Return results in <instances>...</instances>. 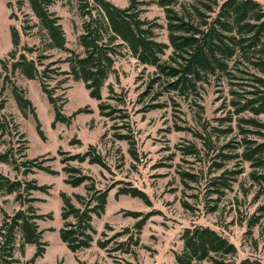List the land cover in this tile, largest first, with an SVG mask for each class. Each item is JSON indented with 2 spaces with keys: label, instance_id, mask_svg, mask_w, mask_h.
Listing matches in <instances>:
<instances>
[{
  "label": "trees",
  "instance_id": "obj_1",
  "mask_svg": "<svg viewBox=\"0 0 264 264\" xmlns=\"http://www.w3.org/2000/svg\"><path fill=\"white\" fill-rule=\"evenodd\" d=\"M181 1H152L164 13L168 40L166 44L156 40L155 31L161 26L142 17L141 7L146 5L142 1L129 0L126 7L120 8L109 0H76L82 20L81 32L77 36L81 52H76L67 48L60 17L50 10L53 0H27L36 22L31 24L24 20L21 32L13 26L10 27L12 49L6 58L0 59V146L5 145V138L9 137L6 149L0 153V163L10 166L14 173L23 177L34 171L51 176L58 174L50 165H44V156L31 160L26 158L25 136L19 132L12 115L3 112L6 104L3 95L9 91L21 116L32 117L37 135L44 140L35 109L25 96L24 90L16 84V75L39 82L41 92L52 107V128L57 123L68 126L72 118L86 112V109H78L71 116H65L55 96V91L69 78L81 82L89 98L98 102L100 116L111 121L124 122L122 125L112 126V136L116 140L127 142L128 153L136 160L129 115L126 109L120 108L125 104L124 98L112 86H108L106 101L101 97V90L113 71L115 59L123 57L122 51H125L140 65L155 69L154 77L147 83V90L143 95H153V101L160 95L153 92L157 86H163L165 92H174L185 99L199 96L204 84L214 82L215 87L221 88L223 81L226 83L229 100L224 104L230 110L223 121L231 124L235 117L239 135L242 137L235 142V146L227 143L222 149L225 153L215 156L219 161H213L211 166L214 171L221 173L209 182L212 188L209 193L215 194L217 201L231 189L236 176L243 173V168L227 170L224 164L235 161L238 166H242V163L249 164L251 171L248 177L257 188L256 196L264 197V122L258 120L260 115H264V10L255 0H191L190 3L181 4L180 10H176L175 7ZM18 6H21V2H18ZM35 28L41 31L38 44H22L21 36L30 37ZM169 48L170 55L167 60H162ZM52 51L64 52L66 57L63 60L53 59ZM62 64L67 65V71L61 70ZM56 78L61 79L51 88L50 82ZM159 107L161 105L150 103L146 105L145 111ZM245 114L249 117L242 116ZM124 128L127 133H117V130ZM216 132L229 134L232 127L216 129ZM248 134L255 137L250 139ZM196 136L201 139L202 146L210 148V136ZM73 142L72 145L79 144L78 140ZM188 150L189 155L199 154L196 146ZM57 156L62 166L61 171L65 175L64 183L71 188L83 185L85 190L84 196L73 195L79 206L65 193L59 194L62 203L59 238L71 253H77L91 248L97 234L92 225L93 217L100 218L105 213L108 193L114 187L98 189L94 179L84 174L78 166L87 162L108 170L104 158L95 146L90 145L84 153L74 155L59 149ZM50 160L54 161L56 157ZM180 177L185 185L186 182H197V175L193 173L181 172ZM49 189L50 186L37 185L34 179L12 180L0 173V195H14V202L19 206L12 214L1 211L0 264H19L14 252L23 254L27 245L35 247L29 263L43 256L44 247L47 245L42 241L43 231L39 230L37 221L50 219L51 215L37 214V209L32 204L37 200L33 197L34 192L48 194ZM119 195L138 198L148 203L146 195L134 187L118 188L115 197ZM184 207L190 208L185 203ZM208 210L210 213L215 212L217 206ZM257 212L262 216L264 206L259 207ZM125 215L137 220L131 228L126 227L110 237L102 232L101 238L96 241V246L114 260L117 259L116 254H136L142 228L149 218V215L142 217L141 213L130 211H126ZM259 219L258 216L250 221L249 227L260 224ZM106 230L113 231L109 226H106ZM180 240L182 249L174 255L175 264H232L230 259L237 252L231 242L209 227L186 228ZM238 264L263 263L244 259Z\"/></svg>",
  "mask_w": 264,
  "mask_h": 264
},
{
  "label": "rangeland",
  "instance_id": "obj_2",
  "mask_svg": "<svg viewBox=\"0 0 264 264\" xmlns=\"http://www.w3.org/2000/svg\"><path fill=\"white\" fill-rule=\"evenodd\" d=\"M117 7H126L129 0H109ZM146 5L142 6V17L161 26L155 31L156 40L168 44L166 20L163 10L156 6L153 0H139ZM222 0H218L221 2ZM264 10V0H255ZM21 2V6H18ZM191 0H182L175 8L180 10L181 4L190 3ZM60 17V24L66 37V46L76 52H81L77 43V36L81 32L82 20L79 17L76 0H53L50 8ZM10 16L12 17L10 19ZM31 24L36 20L31 13L27 0H0V59L7 57L11 51L10 27L21 32L23 21ZM41 31L35 28L30 37L21 36V43L29 46L38 44ZM123 57H117L113 71L108 76L102 90L101 97L106 101L108 86L124 98V106L129 115V128L135 141L137 159L134 160L128 153L129 146L125 141L113 138L112 126L122 125L121 120L111 121L99 115L98 102L89 98L88 92L81 82L71 78L61 84L55 91L57 104L62 106V114L69 117L78 109L86 112L76 115L70 125L57 123L54 128L52 107L46 96L41 92L37 80H26L16 75L15 82L31 101L40 123L44 140H41L35 131V124L31 116L23 118L17 109L14 99L9 91L3 97L6 99L5 114H10L23 133L27 141L26 158L31 160L44 156V165H50L58 171L55 176L41 171H34L26 177L14 173L10 166L0 163V173L10 179H34L37 185L50 186L48 194L34 192L37 199L32 205L39 215H51V218L37 221L39 230L43 231L42 241L44 247L42 257L29 263L35 247L27 245L24 253L14 252L19 264H175L174 255L182 249L181 234L186 228L194 226L209 227L225 237L236 248V255L230 259L232 264L241 260H257L264 264V214L257 212L264 206V197L256 196V186L248 177L251 169L248 163L238 166L235 161L225 163L227 170H239L243 173L236 176L230 190L215 201L216 195L210 194L212 189L209 182L218 176L221 171H214L211 164L218 153L228 143L235 146L242 136L236 126V118L232 123L223 121L228 117L229 107L225 106L229 100L228 87L223 81L221 88L215 87L214 82L204 84L199 96L181 98L174 92H165L163 86L155 87L153 92L160 95L155 101L151 94L147 96V83L154 77L155 69L151 66L140 65L137 60L125 51ZM171 49L166 50L162 60H167ZM53 59L63 60L64 52L52 51ZM62 71H67L66 64L60 65ZM56 78L50 82L55 87ZM153 101V102H152ZM113 105L116 103L111 102ZM154 103L159 108L145 111L146 105ZM225 106V107H224ZM248 118L249 115H242ZM258 120L264 122V115ZM232 127L229 134H220L216 129L225 130ZM246 128V126H243ZM248 129V128H247ZM117 133H127V129L117 130ZM210 136L211 145L207 149L202 146L201 139L196 135ZM250 139L255 136L247 135ZM78 140L79 144H71ZM9 137L5 138V145L0 146V153L8 145ZM74 143V142H73ZM95 146L104 158L108 170L87 162L78 165L84 174L91 176L97 188L104 190L114 187L108 193L105 213L100 217H93L92 225L97 234L91 248L71 253L61 242L58 234L62 222L60 208L62 206L60 193L68 195L72 202L79 206L73 197L74 194L85 195L84 186L71 188L64 183L65 175L59 164L57 151H68L74 155L84 153L88 146ZM196 146L198 155H189L188 149ZM213 147V149H211ZM56 157V160H50ZM39 159V161L43 160ZM187 172L197 175L196 183L182 182L180 173ZM134 187L143 192L148 203L138 198L119 195L115 197L118 188ZM184 203L189 205L185 209ZM217 206L215 212H208L210 207ZM19 206L14 202V195H0V223L1 211L12 214ZM141 213L144 217L149 215L141 234L139 248L132 256L116 254L117 261L107 256L106 252L96 246L101 233L106 232L110 237L114 233L128 227L131 228L136 219L126 216L125 212ZM260 217L259 223L250 228V221ZM141 217V218H142ZM106 226L113 231L106 230ZM19 237H17V246ZM113 244L111 243L110 246Z\"/></svg>",
  "mask_w": 264,
  "mask_h": 264
}]
</instances>
